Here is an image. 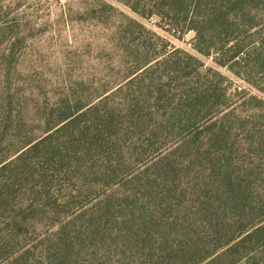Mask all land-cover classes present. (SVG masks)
Listing matches in <instances>:
<instances>
[{
	"label": "trees",
	"instance_id": "trees-1",
	"mask_svg": "<svg viewBox=\"0 0 264 264\" xmlns=\"http://www.w3.org/2000/svg\"><path fill=\"white\" fill-rule=\"evenodd\" d=\"M115 1L114 79L80 81L27 129L19 23L0 17V264H264V0ZM152 18L263 98L233 99Z\"/></svg>",
	"mask_w": 264,
	"mask_h": 264
},
{
	"label": "rangeland",
	"instance_id": "rangeland-1",
	"mask_svg": "<svg viewBox=\"0 0 264 264\" xmlns=\"http://www.w3.org/2000/svg\"><path fill=\"white\" fill-rule=\"evenodd\" d=\"M102 1L129 14L115 0H0V17L19 23L14 43L23 58L20 56L18 60L11 93L16 110L28 118L29 124L24 129L31 125V117H39L36 109L40 112L48 103L63 99L67 91L82 89L77 85L80 81L86 87L95 88L114 79L119 52L113 37L119 16L103 7ZM142 22L172 47L198 56L193 51L194 32L179 37L161 29L157 18ZM198 57L204 63L203 71L213 68L229 79L233 99L242 91L263 98L246 80L218 67L212 57ZM254 81L264 85V75H257Z\"/></svg>",
	"mask_w": 264,
	"mask_h": 264
}]
</instances>
